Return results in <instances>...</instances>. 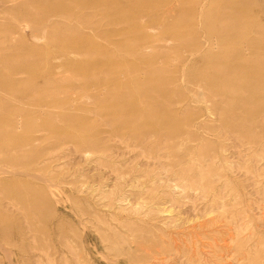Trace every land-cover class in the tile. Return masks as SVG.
<instances>
[{
	"label": "rangeland",
	"instance_id": "1",
	"mask_svg": "<svg viewBox=\"0 0 264 264\" xmlns=\"http://www.w3.org/2000/svg\"><path fill=\"white\" fill-rule=\"evenodd\" d=\"M134 1L139 6L145 2ZM173 4L185 9L167 14L162 6L152 7L137 18L145 30L141 36L150 38L140 49L147 54L143 60L136 55V43L121 47L118 37L95 39L110 54L109 69L123 73L117 78L110 74L100 85L119 90L117 85L127 80L129 70L142 67L147 72L148 60L169 66L167 79H181L175 68L180 70L179 61L196 46L234 54L246 43L264 42V0H173ZM243 5L249 13L234 8ZM11 6L0 1V28L15 26L0 40L8 38L16 49L25 45L27 50L22 49L15 62L37 64L54 58L59 48L44 28L22 13L3 12ZM202 10L209 11L208 18ZM83 14L92 16L91 11ZM93 21L110 33L126 28L108 27L109 20L101 16ZM236 22L239 28L224 31L227 41L222 42L223 27ZM89 60L99 61L97 55ZM47 69L44 64L39 67L43 75ZM15 77L26 81L22 95L0 90V186L6 189L0 191V214L8 213L16 225L4 228L6 235L0 230V264H264V194L255 192L252 183L256 168L264 169V152L253 157L240 154L238 141L218 137L222 130L212 122L205 103L185 106L194 92L203 94L202 89L179 83L182 93L171 99L170 106L178 113L179 124L156 121L139 126L129 122L128 108L115 106L116 99L95 105L80 77L61 84L65 88L60 92L53 89L55 102L69 100L70 106L61 109H41L30 96V86L42 85L43 78ZM138 78L144 82L147 76L140 73ZM42 95L46 96L44 92L37 96ZM42 111L68 118L47 117ZM200 122H208L217 135L200 129L199 141L171 137L180 130L195 133ZM11 133L22 140L21 146L12 143ZM94 141L99 143L94 146ZM41 180L54 189L50 192ZM39 194L51 204L34 205ZM68 242L77 258L65 247ZM154 251L160 261L152 260Z\"/></svg>",
	"mask_w": 264,
	"mask_h": 264
},
{
	"label": "bare ground",
	"instance_id": "2",
	"mask_svg": "<svg viewBox=\"0 0 264 264\" xmlns=\"http://www.w3.org/2000/svg\"><path fill=\"white\" fill-rule=\"evenodd\" d=\"M0 1L6 5L13 4L11 7L4 8L3 12L7 14L17 12L22 13V16L27 19L34 18V23L38 27H43L44 32L48 33V39L59 48V52L55 57L48 59L47 62H38L37 64L17 63L15 59L22 49H26L25 45L22 46V49H20V46L16 49L8 44V38L4 39V42L0 40V45H2L0 49V90L3 92L22 95V92L27 90L24 85L26 81L15 77L19 74H28L33 79L43 78L42 85L30 86L28 90L32 93L30 96L37 100L41 109H61V106H70L69 100L62 103L55 102L53 100L55 94L53 89H56L57 92L62 91L65 86L61 84H66V82L72 81L77 76L83 80V89L89 92V98L95 105L99 106L109 100L116 99L115 106L129 109L131 114L129 122L133 125L144 126L148 123H156V121L162 125L165 122L177 125L180 123V117L178 113L171 111V99L182 93L180 82L181 84L185 82L192 83L197 88L202 89L203 94L194 92L195 96L191 97L188 102L186 101L185 106L205 103L208 107L207 114L213 119L212 122L214 124L218 123L219 128L222 130L218 137L232 138L238 141L239 150H243L240 151V154L245 152L253 157L257 156L259 151L264 152V42L246 43V47L236 48L234 54L218 53L212 48L203 49L196 46L189 51L187 59L184 58L179 61L178 68L180 70L175 68V73H181V79H167L165 74L168 73L167 70L170 67L167 65L157 66L148 60L145 62L148 68L147 72L142 70V67L141 69L134 67V69L125 73L127 80L123 84L117 85L119 90H115L109 85H100V82L107 80L110 74L114 76L113 78H117L123 73L109 69L112 64L110 54L95 39L109 41L112 37H118L116 44L121 47H127L129 42L136 43L138 49L135 51L136 55H139L143 60L147 58V54L145 51L141 52L140 49L150 42V38L141 36L145 30L137 25V18L143 12L153 9L152 7L155 10H160L158 6H162L166 8V10L163 9L167 14L183 11L184 7L181 5L176 6L173 4V0H159L160 2L145 0L140 6L134 0H78L74 3L66 0H19L18 3L15 0ZM234 8L249 13L248 6L243 5ZM85 11H91L92 16L83 14ZM201 12L203 17L208 18V10H202ZM96 16L109 20L108 27L124 25L126 28L112 32L114 34L112 35V33L102 30L103 25L101 23L93 21ZM64 20L67 22H64ZM254 25L258 30L261 29V25ZM13 28L15 26L5 29L1 27L0 36L2 38L7 37L3 32L7 29L13 30ZM83 28L89 30L92 35L85 32ZM238 28L239 23L237 22L231 24V26H224L221 33L222 39L224 38V31H236ZM59 33L62 35L58 37L56 34ZM181 38L179 35L177 40L181 41ZM226 41L225 36L222 42ZM151 48L155 52L157 50L161 51L156 47ZM71 55L79 56L81 59H71ZM96 55L99 61L92 62L89 60V58ZM54 62H58L59 66ZM43 64L48 68L44 75L39 71V67ZM64 73L70 75V78H66L67 75H64ZM140 73L147 76L144 82L138 78ZM157 82H162L161 86L156 87ZM170 85L174 86L170 87ZM51 89L53 92L50 91ZM43 92L46 96H37ZM42 114L47 115V117L52 116L55 119L68 118L62 113H52L50 116L45 112ZM80 121L83 124L86 122L85 120ZM45 125L47 128L51 127V124L45 123ZM200 129L211 137L217 135L215 129L211 128L208 122H200L196 126L197 131L195 133L190 134L180 130L179 132L175 131L174 136L171 137L175 139L184 137V140L191 142L199 141L201 140V134L198 131ZM254 131L258 134L253 135ZM0 134H3L2 128H0ZM11 134L15 140L12 143L15 146H21L22 140L15 135L16 133ZM133 137L136 140L138 139L139 142H144L142 136L137 138L134 134ZM98 143L94 141L93 145L95 146ZM106 155H108V152H104V156ZM256 173L252 177L254 190L264 194V187L261 188L264 185V169L256 168ZM41 181L46 183L45 186L50 189V192L54 189L51 183ZM1 182L0 185L2 186L3 181L1 180ZM1 186L0 191H6ZM30 192L36 194L37 191L30 190ZM35 200L38 203H34V205L41 203V205L49 206L51 204L50 199L46 198L44 194H39V197ZM13 221L8 213L0 214V230L4 235L7 233L3 229L8 227L9 224H14ZM14 226L16 225L14 224ZM65 247L75 258L78 257L76 250L69 242L66 243ZM36 251L34 250V252ZM153 254L152 260L157 261L158 255L155 251ZM50 264L53 263L50 261Z\"/></svg>",
	"mask_w": 264,
	"mask_h": 264
}]
</instances>
